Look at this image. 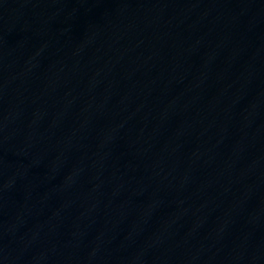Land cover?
Instances as JSON below:
<instances>
[{"label":"water","instance_id":"obj_1","mask_svg":"<svg viewBox=\"0 0 264 264\" xmlns=\"http://www.w3.org/2000/svg\"><path fill=\"white\" fill-rule=\"evenodd\" d=\"M0 213L25 264H264V0H0Z\"/></svg>","mask_w":264,"mask_h":264}]
</instances>
